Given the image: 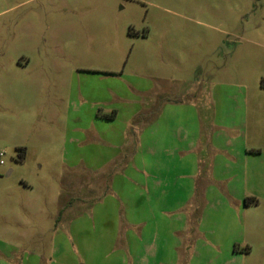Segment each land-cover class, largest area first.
<instances>
[{"label":"rangeland","instance_id":"obj_1","mask_svg":"<svg viewBox=\"0 0 264 264\" xmlns=\"http://www.w3.org/2000/svg\"><path fill=\"white\" fill-rule=\"evenodd\" d=\"M0 264H264V0H0Z\"/></svg>","mask_w":264,"mask_h":264},{"label":"crops","instance_id":"obj_2","mask_svg":"<svg viewBox=\"0 0 264 264\" xmlns=\"http://www.w3.org/2000/svg\"><path fill=\"white\" fill-rule=\"evenodd\" d=\"M231 141L232 140H229V141H227L228 143H229V145L231 144ZM215 148H216V150H220V147L218 146V142H217V140H215V146H214ZM226 148H228V147H226ZM235 154H237V153H235ZM218 157V156H217ZM217 157H215V160L213 161V166H212V168L214 167V166H216V161H218L217 160ZM232 158H235V161H236V158H237V162L236 163H234V162H229L228 160L225 162V165H227V166H231L232 167V169H235V167H237L238 169H239V173H238V175H230V174H228L229 176H231V178H226V179H229V181H234V182H238L239 180H241L242 182H247V176H248V174H247V171L245 170V168H244V166H242L243 165V161L242 160H240V158L239 157H236V156H234L233 155V157ZM220 160H221V158H220ZM223 165V164H222ZM224 166V165H223ZM227 166H224V167H227ZM242 166V168H244V169H242V173H241V171H240V167ZM228 168V167H227ZM230 168V167H229ZM237 169V170H238ZM245 171V172H244ZM224 173H228V172H221V170H217V172H216V175L215 176H219V175H223ZM211 230H209V231H203L204 232V234H206V235H209V233L208 232H210ZM212 232V231H211ZM208 233V234H207ZM210 237L212 236V233H210V235H209ZM208 236V237H209ZM237 255L238 254H242V253H240V252H235Z\"/></svg>","mask_w":264,"mask_h":264}]
</instances>
